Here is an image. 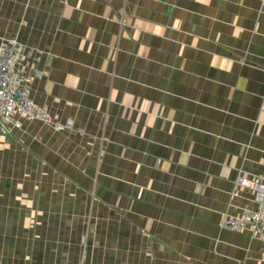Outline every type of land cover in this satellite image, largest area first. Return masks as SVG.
<instances>
[{
	"label": "crops",
	"instance_id": "crops-1",
	"mask_svg": "<svg viewBox=\"0 0 264 264\" xmlns=\"http://www.w3.org/2000/svg\"><path fill=\"white\" fill-rule=\"evenodd\" d=\"M9 39L71 127L0 130V264H264L220 227L264 175V0H0Z\"/></svg>",
	"mask_w": 264,
	"mask_h": 264
},
{
	"label": "built area",
	"instance_id": "built-area-1",
	"mask_svg": "<svg viewBox=\"0 0 264 264\" xmlns=\"http://www.w3.org/2000/svg\"><path fill=\"white\" fill-rule=\"evenodd\" d=\"M20 56L21 47L16 39L0 44V130L7 126L19 128L21 119L39 121L59 131L70 129L71 122L61 124L53 121L46 109L29 98L16 70ZM236 186L251 193L253 209L223 220L220 227L234 232L249 230L264 242V175L252 179L240 177Z\"/></svg>",
	"mask_w": 264,
	"mask_h": 264
}]
</instances>
